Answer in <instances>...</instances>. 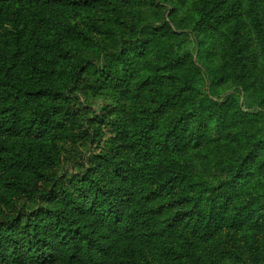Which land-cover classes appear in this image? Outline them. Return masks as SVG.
I'll return each mask as SVG.
<instances>
[{
	"label": "rangeland",
	"instance_id": "1",
	"mask_svg": "<svg viewBox=\"0 0 264 264\" xmlns=\"http://www.w3.org/2000/svg\"><path fill=\"white\" fill-rule=\"evenodd\" d=\"M65 1L91 6L45 19L34 1L0 0V213L32 211L53 184L101 181L108 168L133 170L145 189L165 172L166 191L141 193V210L177 216L194 260L264 264V214L231 224L246 198L264 196V0ZM40 78L61 97L28 92ZM14 96L19 113L6 120ZM67 103L81 124L61 132ZM190 105L201 115L193 130L179 127ZM36 172L43 187L31 196ZM189 183L223 194L203 207L220 218L203 233ZM153 251L141 244L143 263L166 264Z\"/></svg>",
	"mask_w": 264,
	"mask_h": 264
},
{
	"label": "trees",
	"instance_id": "2",
	"mask_svg": "<svg viewBox=\"0 0 264 264\" xmlns=\"http://www.w3.org/2000/svg\"><path fill=\"white\" fill-rule=\"evenodd\" d=\"M28 1L36 2L43 9L45 19L56 15L63 6H91V1ZM236 47L229 58L231 65L235 62V56L242 52L241 46ZM23 65L13 66V71L17 74L28 71V66ZM28 92L48 95L52 99H59L62 95L54 85L41 78ZM19 107L18 98L14 96L4 112L7 113L6 120L10 117L13 121ZM45 113L41 111V117ZM187 114V119L180 121L181 124L184 122L183 126L179 127L193 130L201 123L200 110L190 105ZM80 115L75 104L67 103L54 122L55 128L61 132L76 129L81 124ZM107 133L120 136V132L114 130ZM243 167L242 163L238 170L246 171ZM121 171L116 167L108 168L101 181L84 176L82 181L53 184L36 200L32 211L21 208L20 212H15L11 205L3 208L0 213V264H144L140 258L141 244L153 249L166 264H199L182 243L184 231L180 229L182 221L177 216L163 221L158 210H141L139 200L143 198H140V194L166 191L169 176L161 172L159 175H166L162 182H166H154L151 188L145 189L143 183L135 178L133 170ZM41 187L43 184L39 172H36L33 183L28 184L25 191L33 196ZM188 189L186 202H192L191 207L203 215L193 229L203 233L208 220L210 223L212 219L219 218L212 211L203 212V207L212 209L215 199L223 195L221 188H203L189 183ZM263 214L264 196L246 198L231 219V224L238 221L237 225L242 226L249 220H260ZM238 217L241 219L238 220Z\"/></svg>",
	"mask_w": 264,
	"mask_h": 264
}]
</instances>
